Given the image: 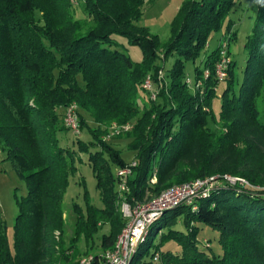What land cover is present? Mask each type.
<instances>
[{
	"label": "trees",
	"instance_id": "obj_1",
	"mask_svg": "<svg viewBox=\"0 0 264 264\" xmlns=\"http://www.w3.org/2000/svg\"><path fill=\"white\" fill-rule=\"evenodd\" d=\"M146 1L80 0L85 17L78 18L70 0H0V148L27 189L16 195L12 244L0 215V264H78L80 242L92 249L105 224L109 231L98 246L114 248L125 226L116 170L130 162L106 138L113 123L132 125L119 137L130 140L137 162L126 192L134 205L175 185L220 177L196 209L181 204L157 218L130 264H264V110L258 108L259 100L264 105V0H250L257 12L242 80L233 60L220 86L218 45L195 67L193 79L202 80L195 87L186 64L202 57L215 33H230L229 42L236 37L230 16L238 0H183L166 42L139 24ZM117 35L142 49L141 61L119 49ZM170 57L176 59L165 86L141 111L146 76L158 82ZM72 103L81 130L92 137L78 140V149L60 138L69 131L64 117ZM81 153L88 155L101 205L82 178L84 206L72 203L69 226L65 195ZM225 175L251 186L229 185ZM198 223L219 231L222 253L199 245ZM91 264H102L100 255Z\"/></svg>",
	"mask_w": 264,
	"mask_h": 264
},
{
	"label": "rangeland",
	"instance_id": "obj_2",
	"mask_svg": "<svg viewBox=\"0 0 264 264\" xmlns=\"http://www.w3.org/2000/svg\"><path fill=\"white\" fill-rule=\"evenodd\" d=\"M183 0H147L142 7L143 17L139 22L140 25L148 27L153 34H157L160 37L161 42H166L171 35V23L176 16L178 9L180 8ZM78 7L75 8L76 16L78 18H84L85 13L83 11V3L78 4ZM257 7L256 4L252 5L250 0H238V4L236 6L235 11L231 14V18L234 21L233 31L236 32V37L233 38L229 42L228 33H224L220 31L215 33L203 52L201 58H199L196 62H187L186 64V72L189 75L191 80V85L195 87V82L197 85H202V80L197 79L194 80L195 76V67L197 65L202 64V60L210 54L214 49H216L219 45V56L221 54V45L226 44V50L229 55L230 64L233 60L236 63V74L237 78L241 81L243 78V70L246 65V60L248 56V52L245 48V44L247 41V36L252 33L254 19L256 16ZM120 42V47L122 51L128 54L133 61H141L143 58L142 49L134 44H131L129 40L124 37L117 35L115 36ZM221 41V42H220ZM176 57H170L166 60L165 67L158 72V82H155V87L151 88V90L142 91L139 97V108L142 111L145 107L151 104L152 96L151 92L155 90H161L165 86V71L169 70L174 63ZM161 63L164 61L161 60ZM160 63V64H161ZM230 69V68H229ZM163 71V74L161 72ZM208 70H204L202 74L204 78H208L210 73H207ZM208 74V75H207ZM228 74V73H227ZM160 75V77H159ZM153 76V75H152ZM154 77V76H153ZM216 78L220 80V86L223 83V79H220L219 76L216 75ZM167 82V81H166ZM219 90V89H218ZM220 92V90H219ZM159 94V93H158ZM158 98V95H157ZM154 99V100H157ZM215 112L218 114L221 108V99L218 98L214 101ZM258 108L261 114L264 110V105L261 100L258 101ZM90 123H93L92 120L89 119ZM109 133V132H108ZM107 133V135H108ZM119 135H112L107 138V140L119 148L122 151V155L128 162L133 160V154L129 150V139L124 137H119ZM61 144L65 147L78 149L77 141L83 140L85 142H89L92 140V137L89 131L85 128L81 130L80 134H74L72 131H67L66 133L60 134ZM81 162H78L79 172L75 176H71L70 185L68 187L67 193L65 195V217L69 223V226L73 223L75 219V214L72 210V203H78L84 206L83 200V188L81 186V180L84 178L88 191L93 199V202L96 205H101V200L99 196V191L96 188V178L94 177L93 171L88 163V155L85 153H81ZM6 153L0 148V215L6 220L8 225V237L11 244L14 241V225L16 221V217L18 215L19 209L16 201V195L18 197L25 196L27 194V189L24 181H22L17 173L14 171L12 164L10 161L6 160ZM126 192L121 191V200H120V210L122 216L125 220V226L119 234L117 241L120 236L123 234V231L133 225L135 222L136 216L138 212L144 208V205L149 204L152 200L144 201L142 203L133 204L126 199ZM155 198V197H154ZM140 206V207H139ZM179 206V205H178ZM177 207V206H176ZM174 207V208H176ZM136 208V209H135ZM167 209V208H166ZM164 211L167 212L170 209ZM173 209V208H172ZM172 213L167 212L165 214L166 217L170 216ZM141 216L137 217L140 218ZM180 219V218H179ZM200 228L199 233V245L201 247L210 246L213 252L222 253V248L219 243L220 233L217 230H214L208 225L198 223ZM109 231V224H105L102 227V230L96 237V241L93 245V248L90 249L84 241L80 242V248L82 250V255L79 257L100 255L101 261H103V254L107 251H102L98 244L100 241V237L102 234L107 233ZM117 243V242H116ZM171 244V243H170ZM165 246V245H164ZM174 249L178 248L176 244L170 245ZM89 249V250H88ZM79 259L77 261H79ZM159 259V258H158ZM157 259V260H158ZM156 260V259H155Z\"/></svg>",
	"mask_w": 264,
	"mask_h": 264
},
{
	"label": "built area",
	"instance_id": "obj_3",
	"mask_svg": "<svg viewBox=\"0 0 264 264\" xmlns=\"http://www.w3.org/2000/svg\"><path fill=\"white\" fill-rule=\"evenodd\" d=\"M70 2L73 5H78L80 0H70ZM225 46V43L223 46L221 45L223 48H221L219 62L216 65V74L220 79L227 77V70L230 65L229 55ZM161 73L163 74V71ZM207 73H209V71H207ZM187 82L191 83L190 78L187 79ZM153 86L155 87L153 76L152 74H148L142 87L146 91L151 90ZM158 93L159 90L155 89L151 92L153 100L157 98ZM77 110L78 106L76 103L70 104L66 108L64 117L65 125L74 134L81 133ZM131 127L132 125L128 123L124 125L113 123L108 129L109 133L106 135V138L126 132L130 130ZM136 165L137 162L133 160L125 167L116 170V176L119 178L120 192L128 191V179L132 174L133 167ZM219 178V176H211L205 179H198L189 183L175 185L163 191L159 196L153 198L149 204L144 205L141 212L137 213L138 216H136L135 222L123 231V234L120 236L114 248L103 254L102 264H130L138 246L146 239L149 226L164 213L166 208L172 209L178 205L186 204L191 205L196 209L197 206L195 201L198 198L209 196L212 189L218 183ZM222 179L229 185L241 184L248 187L251 186L246 179L237 176L225 175ZM139 216L141 217L137 218ZM56 235L58 236L59 233L57 232ZM155 259L157 260L158 256H156ZM92 261V256L81 257L78 264H91Z\"/></svg>",
	"mask_w": 264,
	"mask_h": 264
}]
</instances>
